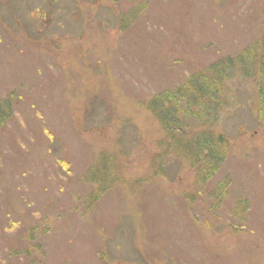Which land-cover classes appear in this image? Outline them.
Masks as SVG:
<instances>
[{
  "label": "rangeland",
  "instance_id": "374dc122",
  "mask_svg": "<svg viewBox=\"0 0 264 264\" xmlns=\"http://www.w3.org/2000/svg\"><path fill=\"white\" fill-rule=\"evenodd\" d=\"M263 42L264 0H0V264H264ZM225 63L200 183L159 101Z\"/></svg>",
  "mask_w": 264,
  "mask_h": 264
},
{
  "label": "trees",
  "instance_id": "16d2710c",
  "mask_svg": "<svg viewBox=\"0 0 264 264\" xmlns=\"http://www.w3.org/2000/svg\"><path fill=\"white\" fill-rule=\"evenodd\" d=\"M262 46L264 51V42ZM257 60L258 57L255 61ZM261 65L264 67L262 58ZM230 67L225 63L224 67L214 66L207 72L199 73L186 80V83L173 94L168 93L162 101H159L162 113L157 115L166 146L173 156L196 170V177L200 183L212 181L218 172L220 164L227 155V138L224 134H213L205 129L195 132L186 122L192 119L198 124H203L215 112L221 103L220 96L224 93L221 78L226 77ZM244 71L248 73V68ZM251 78L258 83L262 82L257 86L256 92L260 104V115L264 117V74L259 76V79L254 72Z\"/></svg>",
  "mask_w": 264,
  "mask_h": 264
}]
</instances>
